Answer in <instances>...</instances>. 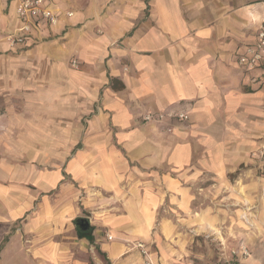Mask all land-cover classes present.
Wrapping results in <instances>:
<instances>
[{"label": "crops", "instance_id": "obj_1", "mask_svg": "<svg viewBox=\"0 0 264 264\" xmlns=\"http://www.w3.org/2000/svg\"><path fill=\"white\" fill-rule=\"evenodd\" d=\"M49 3L57 23L39 20L10 46L21 20L15 0H0V113L18 96L44 116L23 138L35 158L0 160V264H85L88 245L108 264H142L134 241L155 264H190L189 232L237 226L254 207L263 216L248 199L261 180L264 61L249 72L237 58L256 42L264 0ZM160 112L187 118L143 120ZM206 175L207 194L224 199L215 216L192 204ZM85 213L92 242L73 223Z\"/></svg>", "mask_w": 264, "mask_h": 264}, {"label": "rangeland", "instance_id": "obj_2", "mask_svg": "<svg viewBox=\"0 0 264 264\" xmlns=\"http://www.w3.org/2000/svg\"><path fill=\"white\" fill-rule=\"evenodd\" d=\"M96 33H100L98 30ZM56 41L58 37L55 38ZM78 58L75 54H71L67 57L68 67L76 69L72 66V61L75 60L78 63ZM79 67V63L77 68ZM39 73L37 78H41L45 74V66H38ZM42 84L43 82H35V84ZM19 95V93L17 94ZM20 96H26L21 94ZM4 97L0 99V106H4ZM9 98L5 101L6 106L10 105V111L6 113H0V160L5 158L3 164L12 165L17 163V160L22 163H27L25 160L35 158V147L31 145H23V138L28 136L31 132L29 128H26L27 124L37 123L39 120H43L44 116L40 113H35L33 109L30 111L25 108H21L23 99L18 96L13 99L11 103H8ZM33 136V133L29 137ZM248 171V167H241L235 172L228 175L230 182L235 181L237 176L244 174ZM249 172V171H248ZM256 179V178H254ZM261 179V178H260ZM248 181V179H247ZM212 181L206 176H202L196 180L194 188V199L192 201L193 207L196 211H208L213 214H220L222 211L220 205L224 199L221 194H207V184H211ZM259 192L253 195L252 201L256 203V206L264 205V182L259 180L258 186ZM224 203V202H223ZM222 203V204H223ZM240 216L239 212L236 211ZM242 220L238 219L236 225H233V221L230 220L225 225H220L218 222L211 223L221 233V237L212 233L210 230L204 232H189V240L186 244L187 258L190 264H222L223 262L236 263V264H264V212L263 216L259 217L261 212L256 207L242 210ZM229 216L233 215V211L228 210ZM249 213V214H248ZM83 217H87L88 214H83ZM88 218V217H87ZM89 219V218H88ZM90 221V219H89ZM242 221V223H241ZM76 230V229H75ZM138 241L130 243V248H134V244ZM145 243V242H144ZM147 245V244H146ZM247 247L249 254L247 257H236L233 251H238L240 246ZM99 259H98V258ZM239 259L240 261H236ZM85 264H108L107 260L99 254L98 256L94 252V248L90 245L84 251ZM239 262V263H238Z\"/></svg>", "mask_w": 264, "mask_h": 264}, {"label": "built area", "instance_id": "obj_3", "mask_svg": "<svg viewBox=\"0 0 264 264\" xmlns=\"http://www.w3.org/2000/svg\"><path fill=\"white\" fill-rule=\"evenodd\" d=\"M51 0H15V13L21 20V26L16 32L6 35L5 39L10 46L16 45L23 40L24 34H29L33 29L37 28V21L42 20L48 25H55L58 21V14L50 5ZM68 15L72 13L67 12ZM264 61V19L260 22L256 33V42L246 48L245 53L237 58V64L245 71H254L261 66ZM72 66L77 68L78 63L73 60ZM176 118L185 120L187 115L185 113H167L160 112L157 114L148 113L143 116L144 121H161L164 117ZM252 157L256 161L257 169L261 180L264 182V131L262 140L258 148L252 153ZM108 238L109 235L106 234ZM134 248L142 257V264H155L146 243L138 241L134 244ZM236 257H247L249 251L247 247L241 245L239 250L233 251ZM235 264V263H231Z\"/></svg>", "mask_w": 264, "mask_h": 264}, {"label": "water", "instance_id": "obj_4", "mask_svg": "<svg viewBox=\"0 0 264 264\" xmlns=\"http://www.w3.org/2000/svg\"><path fill=\"white\" fill-rule=\"evenodd\" d=\"M75 225V229L78 234H85L91 232L92 227L90 225V221L87 217L79 216L73 220Z\"/></svg>", "mask_w": 264, "mask_h": 264}, {"label": "trees", "instance_id": "obj_5", "mask_svg": "<svg viewBox=\"0 0 264 264\" xmlns=\"http://www.w3.org/2000/svg\"><path fill=\"white\" fill-rule=\"evenodd\" d=\"M112 80H113V79H111V81H112ZM90 233H91V232H88V233H85V234H78V233H77V234H78V236L87 235L89 241L92 242V237H91ZM89 264H90V263H89ZM222 264H231V263H229V262H223Z\"/></svg>", "mask_w": 264, "mask_h": 264}, {"label": "bare ground", "instance_id": "obj_6", "mask_svg": "<svg viewBox=\"0 0 264 264\" xmlns=\"http://www.w3.org/2000/svg\"><path fill=\"white\" fill-rule=\"evenodd\" d=\"M209 230L214 233V234H218L219 232L212 226H209Z\"/></svg>", "mask_w": 264, "mask_h": 264}]
</instances>
